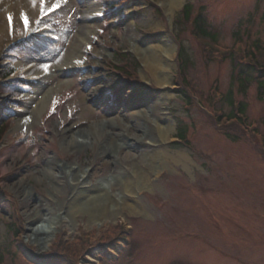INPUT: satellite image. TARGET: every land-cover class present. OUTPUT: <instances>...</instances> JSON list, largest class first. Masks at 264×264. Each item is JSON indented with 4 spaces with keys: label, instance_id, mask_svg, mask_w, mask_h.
<instances>
[{
    "label": "rangeland",
    "instance_id": "rangeland-1",
    "mask_svg": "<svg viewBox=\"0 0 264 264\" xmlns=\"http://www.w3.org/2000/svg\"><path fill=\"white\" fill-rule=\"evenodd\" d=\"M25 1L0 0V54L8 39L9 17L14 18L16 35L25 33L24 27L37 17L39 0ZM47 1L48 8L61 7L47 23L58 39L46 41L45 49L34 40L18 51L16 67L35 63L37 70L32 73H43L45 78L30 85L20 82L17 116L0 145L4 264H63L57 256L63 248L59 247L91 233L95 240L103 236L101 244H91L64 264H119L122 259L121 264H264V158L259 151L264 152L260 96L264 87L255 76L240 90L244 81L232 63L206 62L201 47L210 40L221 50L230 48L238 35L244 36L251 20V33L241 38V46L260 41L264 48V0H182L172 12L164 0H130L121 6L109 4L114 0ZM184 6L192 12L188 22L182 14ZM198 16L217 40L208 37L198 42L192 37ZM175 37L183 46L187 80L198 97H207L219 85L225 96L219 108L229 115V103H238V111L258 124L256 144L227 130H215L200 110H189L174 92L179 71ZM165 38L173 43L175 53L169 90L158 85L137 54L140 47L145 50ZM73 44L78 49L70 60L75 69L58 71ZM125 52L140 64L137 84L120 74ZM1 64L0 74L7 61ZM48 92L51 100L40 119L27 129L18 128ZM0 100L4 123L2 110L12 103L9 96ZM86 116L88 122L79 124ZM157 118L170 120L165 142L152 135ZM62 125L68 136L78 132L73 145L58 137ZM181 127L188 130L194 149L174 143ZM111 134L118 136L117 142L109 141ZM155 153L166 158L164 164L150 165L148 158ZM135 171L143 172L151 188L121 192L123 178L133 177ZM96 188L117 205V214L92 220L76 208L70 212L79 193ZM126 199L133 210L124 206ZM39 218L50 223L56 219L60 225L50 224L48 238H37L33 230L42 228L35 226ZM16 223L23 227L20 238L11 228ZM121 223L132 229L130 246L122 240Z\"/></svg>",
    "mask_w": 264,
    "mask_h": 264
},
{
    "label": "bare ground",
    "instance_id": "bare-ground-1",
    "mask_svg": "<svg viewBox=\"0 0 264 264\" xmlns=\"http://www.w3.org/2000/svg\"><path fill=\"white\" fill-rule=\"evenodd\" d=\"M18 1L19 2L22 1L23 3L26 2L25 0H17V2ZM164 1H166L165 2L166 7L169 12L174 11L177 5L182 2V0H164ZM32 19H33V16L31 13V15H29V20L33 21ZM155 45L156 46H148L145 50L144 48L140 47V49H138L137 54L141 56L142 62L146 66L147 70L151 73L152 77L158 82V85L160 87H164L170 82L169 66H170V63L175 58L174 45L172 42L170 43V40H166V38H165V41L159 40L157 44ZM42 47L45 49L44 44ZM77 50L78 49L76 47V44H73L72 47L69 49L64 61L60 62L62 65L61 67H58L57 69L58 71L60 70L64 71V68H67L68 70L75 69L74 68L75 65L73 63L71 64L70 60L71 58L74 57V53L77 52ZM50 94L48 92L46 95H44L41 98V100L38 103L35 104V106L30 110V112H28L26 116L23 117V119L19 122L18 128L27 129L28 127L36 123L38 119H40L41 115L46 111V108L48 107L47 106L48 102H50L51 100ZM88 114H90L89 110H88ZM88 118L89 116H86L84 120H81L79 124H82V125L85 124L86 122H88ZM170 125H171L170 120L168 118H163V119L157 118V123L155 124L153 128L154 130H152V135H154V137L156 138H159L161 140L160 142L162 141L165 142L166 139L168 138L167 137L168 133L171 131ZM61 130H64L62 132V140L67 141L69 145H73L75 142L74 135H77L78 132L77 133H75L74 131L72 133L70 132L72 135L70 134V136H68L67 134L69 133V131L67 130V127L65 125L61 127ZM79 132H81V130ZM56 133H58L57 135L61 136L60 132H56ZM117 139H118V136L116 134H111L109 137V141H112V142H117L118 141ZM84 140H88L89 141L88 143L95 142L93 138L92 139L85 138ZM77 143L79 142L77 141ZM132 157L133 155L130 154V159H132ZM180 158L185 159L184 156H181ZM139 159L144 160V158H141V157H139ZM165 159L162 156V154L155 153L154 155L148 158V161H150L151 166L155 167L159 164H164ZM131 163L137 166L135 160H132ZM135 170H138V169L135 168ZM133 173H134L133 177L130 178L129 176H125L123 178L121 184L119 185V189L121 190V192L133 194L137 190L142 191L146 188L147 189L151 188V185L148 182L149 180L146 177H144V174L142 171L140 172L135 171ZM58 174L60 173L58 172ZM77 177H78V174L74 176V178H77ZM58 181H60V179H58ZM124 206L126 207V209L130 208L131 210H133L132 202H129V200L127 199L124 200ZM75 208L78 209V212H82L83 214L85 213L88 214V216L91 217L92 220L93 219L95 220L96 218L97 219L105 218V217H108L109 215H115L118 212L117 205L111 201L110 197H106L102 190L100 189L98 190V188H96V190L92 189L90 191H84L82 193H79L71 204L70 212L74 213L73 210ZM67 217L64 219L65 222H67L66 220L69 218ZM35 224H36L35 225L36 228H38L40 225L42 226V228L37 229L36 231L33 230V232H35L33 234H35L37 238H43V237L48 238L47 231L49 232L50 230V224L51 226L52 225L59 226L60 222L55 219V222L50 223L47 220H43L42 218H39V220ZM42 229L44 230L43 232H41ZM86 264H91V263L89 262Z\"/></svg>",
    "mask_w": 264,
    "mask_h": 264
},
{
    "label": "trees",
    "instance_id": "trees-1",
    "mask_svg": "<svg viewBox=\"0 0 264 264\" xmlns=\"http://www.w3.org/2000/svg\"><path fill=\"white\" fill-rule=\"evenodd\" d=\"M189 6V5H188ZM186 7V12H185V17L186 20L188 21L190 19L191 16V11H190V7ZM195 24H196V28L197 31L200 33H203L205 35H211L213 37H216V35H214L213 33L208 32L206 24H205V20L201 17L198 16L195 19ZM257 46H260V41H257L256 44ZM136 69L137 68V64L135 61H133L132 63H130V68ZM235 70L238 71V75H239V80L240 81H244V84L242 83V87L241 90H245L246 86L251 82L252 78L255 77L256 75L258 76V78L261 80L260 85L261 87H264V65L260 64V70L257 71L256 69H254L251 66H241L238 65V67H235ZM246 85V86H245ZM3 91H6L4 89H2ZM261 97L264 96V92L263 90L261 91ZM187 98V97H185ZM188 102V98L186 99ZM190 102V100H189ZM3 117H4V123H2L0 121V138L3 134L4 131H7L9 126L11 125V121L13 119V114L10 112V110H6L3 112ZM228 132L227 133H232L234 134V136L241 138V137H248V133L247 131L244 129V127L239 123L236 124L232 127H228L226 129ZM187 135V129L184 127L180 128V136H186ZM11 228H13L14 234L15 236H17V238L20 236V226L19 225H12ZM63 247L62 249H60L58 251V259H61L62 263H65L66 261H71L72 257L77 256L78 253H80L81 251H83V249H85L87 247L86 242L84 240H79L78 242L72 243V244H62V246H60L59 248ZM125 254V253H124ZM6 254L0 250V264H4V261L6 259ZM123 258V257H122ZM123 260V259H122ZM122 260L119 264L122 263Z\"/></svg>",
    "mask_w": 264,
    "mask_h": 264
}]
</instances>
